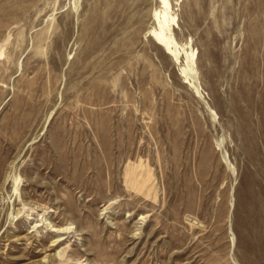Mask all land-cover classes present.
Segmentation results:
<instances>
[{
	"label": "rangeland",
	"instance_id": "obj_1",
	"mask_svg": "<svg viewBox=\"0 0 264 264\" xmlns=\"http://www.w3.org/2000/svg\"><path fill=\"white\" fill-rule=\"evenodd\" d=\"M0 264H264V0H0Z\"/></svg>",
	"mask_w": 264,
	"mask_h": 264
},
{
	"label": "bare ground",
	"instance_id": "obj_2",
	"mask_svg": "<svg viewBox=\"0 0 264 264\" xmlns=\"http://www.w3.org/2000/svg\"><path fill=\"white\" fill-rule=\"evenodd\" d=\"M52 229H53L54 231L61 232V231H63L65 228H61V227H57V226L53 225V226H52Z\"/></svg>",
	"mask_w": 264,
	"mask_h": 264
}]
</instances>
